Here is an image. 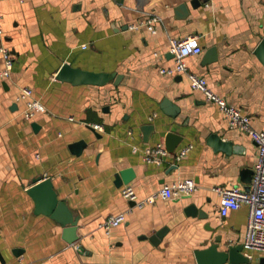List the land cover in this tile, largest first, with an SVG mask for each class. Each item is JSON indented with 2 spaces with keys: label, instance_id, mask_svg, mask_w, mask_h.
Wrapping results in <instances>:
<instances>
[{
  "label": "crops",
  "instance_id": "obj_1",
  "mask_svg": "<svg viewBox=\"0 0 264 264\" xmlns=\"http://www.w3.org/2000/svg\"><path fill=\"white\" fill-rule=\"evenodd\" d=\"M153 16L156 32L143 23ZM0 29V45L15 56L3 77L0 52V264H198L196 250L242 244L251 208L243 204L222 217L214 188L250 187L257 144L191 87L187 73L161 69L174 64L172 38L198 36L203 52L187 58L190 71L263 129L264 62L256 50L264 42V0H0ZM213 48L217 59L205 62ZM64 63L110 79L59 80ZM27 87L46 107L32 118L19 99ZM167 99L177 116L163 110ZM169 132L177 138L163 163L146 162L148 147L167 148ZM81 140L87 145L78 155L70 144ZM128 167L139 198L185 179L195 187L139 207L123 196L125 183H115ZM40 177H50L79 216L76 242L63 238L57 220L36 212L27 189ZM190 204L207 217L188 214ZM118 214L123 221L108 230L106 219ZM252 253L224 264H264V254Z\"/></svg>",
  "mask_w": 264,
  "mask_h": 264
},
{
  "label": "built area",
  "instance_id": "obj_2",
  "mask_svg": "<svg viewBox=\"0 0 264 264\" xmlns=\"http://www.w3.org/2000/svg\"><path fill=\"white\" fill-rule=\"evenodd\" d=\"M159 18L153 16L143 23L153 32H156L155 23ZM138 25H131V28H137ZM2 30L0 29V34ZM170 51L174 55V64L170 67L162 68L164 74L187 73L190 85L193 89L204 92L209 101L219 105L221 111L227 117L232 126L241 128L250 133L258 147L257 160L254 166L253 178L248 189L237 185L216 186L214 189L221 196L219 214L222 217L228 216L234 209L240 208L243 204H248L251 208L249 220L247 222L245 235L242 241L244 254L246 257L253 258V251L264 254V128L257 130L251 125V117L244 113L242 109L228 102V100L216 93L209 85L206 77L190 71L187 58L193 55H199L203 52V47L199 42L198 36L189 35L185 38H172ZM0 52L3 55V68L1 74L3 77L11 75L15 56L13 52L5 45H0ZM33 90L25 88L21 92L19 99L26 101L25 117L32 118L36 113L46 110L45 105L38 99L32 98ZM97 129L103 130L102 124L94 125ZM191 150V146L183 148L177 153L176 159L180 161ZM168 155V149L159 144L148 147L145 152V160L149 163L162 164L164 157ZM195 187L193 180L185 179L171 184H165L157 193L145 198H139L135 188L131 184H125L122 187V194L127 199L136 202V205L143 207L146 204L155 202L158 198L167 200L177 196L190 194ZM124 219V214L110 216L105 221V227L109 230L119 225Z\"/></svg>",
  "mask_w": 264,
  "mask_h": 264
},
{
  "label": "water",
  "instance_id": "obj_3",
  "mask_svg": "<svg viewBox=\"0 0 264 264\" xmlns=\"http://www.w3.org/2000/svg\"><path fill=\"white\" fill-rule=\"evenodd\" d=\"M181 9L186 10L185 5L180 6ZM256 54L264 62V42H261L256 50ZM217 52L215 48L209 51L205 62H212L217 59ZM115 75V74H113ZM59 80L70 81L74 84L89 83L95 85H103L107 80L110 79V74L97 73L80 68L73 67L69 63H64L57 74ZM164 111L172 116H177L178 109L173 106L170 100H165L162 104ZM152 126H146V129L150 130ZM177 138V135L173 132H169L167 135V149H173V142ZM86 142L81 140L70 144V149L75 154H81ZM254 172V170H253ZM135 172L131 167L121 169L116 173L115 183L120 186L132 181ZM27 192L32 196L36 204V212L45 213L55 220H57L63 226V238L69 242L74 243L79 239L78 220L79 216L76 215L67 205V203L58 197L57 191L54 188L53 181L50 177L37 178L34 180V184L31 185ZM185 211L188 214L197 215L200 211V215L207 217V213L202 212L195 204H190L186 207ZM167 228H163L155 233L151 237V240L155 243L164 236ZM219 244H213L207 248L196 250V258L198 264H224L228 261L232 263L245 262L249 258L245 256L242 251V244L229 245L226 250H218ZM264 260V259H263Z\"/></svg>",
  "mask_w": 264,
  "mask_h": 264
}]
</instances>
